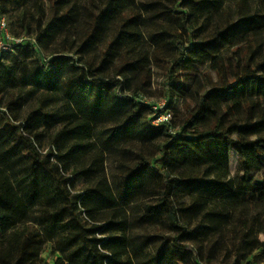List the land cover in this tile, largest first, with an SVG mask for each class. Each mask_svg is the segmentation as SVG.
<instances>
[{
    "label": "trees",
    "instance_id": "1",
    "mask_svg": "<svg viewBox=\"0 0 264 264\" xmlns=\"http://www.w3.org/2000/svg\"><path fill=\"white\" fill-rule=\"evenodd\" d=\"M182 1L198 7L208 0ZM50 2L54 14L48 26L39 30V36H28L26 43L15 44L0 54V264H200L197 248L184 244L180 237L158 236L164 239V249L152 254L146 249V240L137 243L130 226L135 216H139L138 223L148 225L167 214L171 228L188 234V225L180 222L177 204L170 198L171 191L183 184L191 187L195 197L184 208L193 215L201 213L205 202L246 199L255 205L264 203V15L240 14L212 37L196 38L188 45L173 35L172 43L180 56L166 67L169 79H182L177 87L184 93H188L182 87L185 82L196 83L201 89L199 95L191 96L189 117L177 131L174 119L154 125L152 105L139 99L145 95L143 91L132 88V76L142 72H148L145 83L151 84V58L162 60L157 49L151 56L142 53L144 36L137 15L126 17L98 66L66 55L45 62L39 54L43 37L72 25L77 15L74 0ZM177 13H184L183 26L191 37L192 28L185 26L189 12ZM112 18L108 9L95 18L82 50H90L103 39ZM13 49L19 53L9 64L5 59ZM226 50L230 56L225 57ZM29 57L35 64L28 68L20 59ZM116 61L121 62L116 74L107 76ZM215 72L222 77L219 86L210 85ZM13 89L19 91L20 101L12 96L5 104V93ZM44 90L66 102L69 111L65 115L70 121H81L79 128L62 132V138L45 151L35 142L33 128L39 117L53 119L59 114L39 108L18 123L19 118L11 113L23 106L25 94L32 97ZM173 97L167 98V107L174 114ZM107 120L115 125L100 139L104 150L120 142H152L165 134L170 139L163 143L156 163L142 155L136 165L125 167L117 189L103 173L95 185L72 194L75 182L92 173L91 168L70 172L71 157L90 151L96 129ZM68 134L87 142L69 147L64 138ZM232 150L239 153L242 171L234 178L229 177ZM17 157L26 164H12ZM17 165L23 169L20 177L15 174ZM198 168H210L214 176L202 178L186 171ZM173 169L176 175L172 176ZM158 179L167 190L150 189V183ZM142 195L157 197L158 201L146 214L133 211L131 215ZM38 203L42 207L35 210ZM101 214L103 220L98 219ZM205 215L220 216V212L208 210ZM250 233L253 230L247 231L243 240L250 245L248 256L252 259L248 264H263L264 240L249 239ZM46 245L55 256L49 262L41 258Z\"/></svg>",
    "mask_w": 264,
    "mask_h": 264
},
{
    "label": "rangeland",
    "instance_id": "2",
    "mask_svg": "<svg viewBox=\"0 0 264 264\" xmlns=\"http://www.w3.org/2000/svg\"><path fill=\"white\" fill-rule=\"evenodd\" d=\"M77 4L75 11L76 22L68 27H64L60 32L51 36L43 37V45L41 44L40 56L45 62L54 59L58 55H66L73 58L81 59L88 63L98 66L102 60L103 52L109 42L112 40L115 32L121 28V24L132 14L137 15L138 28L144 36L141 43L142 53L149 52L153 55L154 50H159L161 61L151 58V84L145 83L148 72H142L132 76V88L140 89L145 95H149L154 100L174 99V129L180 131L185 119L189 117L188 108L193 101L191 96H197L201 93V89L196 83L182 84L188 93H184L179 89L177 84H181L182 79H169L167 66H171L175 59L180 56V51L172 43L173 35L180 36L186 45L191 44L194 39H206L212 37L217 31L224 29L232 24L240 14L256 13L264 15V0H208L202 6H195L192 3L182 0H74ZM105 9L112 12L113 18L108 25L106 35L90 50H82L81 44L86 39L88 33L93 30L95 18ZM177 11H188L190 19L185 22V26L192 28L193 34L190 37L183 26L185 15L177 13ZM54 10L50 0H0V18H5L9 32L14 37L20 36H39V30L48 26L50 18L53 16ZM42 27L39 28V23ZM165 32L166 34L162 33ZM162 33V35H160ZM11 55L5 59L9 64L14 62V58L19 53L17 49H13ZM225 57L230 56L229 51H225ZM32 56V58H34ZM32 58L20 59L29 67L33 66ZM232 62V61H231ZM16 64V63H15ZM121 62L116 61L106 72L107 76L112 77L116 74L118 66ZM17 65H20L17 63ZM190 70H193L192 68ZM197 74L199 73L195 70ZM185 79V78H184ZM222 77L217 72L214 73V81L210 83L213 86H219ZM169 84V85H167ZM19 91L17 89L9 90L5 93V101L7 104L11 101V97L19 102ZM51 99L56 100L51 103ZM53 111L58 113L53 119L39 117L33 128L35 142L40 149L45 151L48 149L59 135L67 131L69 128H79L81 121L76 118L70 121V117L66 116L69 107L66 102L59 96L48 91H41L35 96L29 97L27 94L23 96V106L19 109H13L11 112L15 114L19 121L30 115L36 109ZM34 118V117H33ZM147 118V116H146ZM144 121V127L147 125ZM115 125L113 120H107L100 124L96 129L95 135L90 140L94 143L90 151L81 152L71 157V170L91 168L92 175L78 179L71 187V193L75 194L95 185L106 174L109 182L114 189H117L124 179V168L136 165L142 155L156 161L162 156L163 143L170 139V135L153 140L152 142L134 141L120 142L109 147L107 150L102 148L100 139L107 136V129ZM39 138V139H38ZM67 146L74 144H85L87 140L76 137V135L68 134L64 137ZM249 143V139H245ZM25 159L17 157L12 164H26ZM229 177H237L241 175V165L239 161V153L232 150L231 163L229 166ZM190 174L193 173L202 178L213 177V171L210 168L186 169ZM102 172V173H101ZM173 169L171 174L176 175ZM15 174L20 177L23 174L21 165H17ZM150 189L167 190V186L162 179L154 180L150 183ZM171 200L176 202L179 210L180 222L188 225V234H182L181 230L170 227L167 214H162L156 222L148 225L138 223L137 219L131 224L130 234L136 238L137 243L143 244L146 240L148 251L157 254L164 249V239L158 236L180 237L181 242L193 245L199 253L200 264H248L252 255L248 256L250 245H247L245 233L253 230L249 234V239L264 240V203L255 205L246 199L238 202L226 203L219 201L208 204L205 202L202 211L198 215L190 214L184 209L186 206L194 202L191 187L188 184L180 185L176 191H171ZM157 197H147L142 195L137 203L131 209L138 214H146L151 206L157 202ZM41 203L35 205L34 209L39 210ZM228 207L230 208L228 210ZM219 211L220 216L205 215L206 211ZM132 217V218H135ZM99 220H103V215L98 216ZM251 239V240H252ZM148 240V241H147ZM51 252V246L46 245L41 254V258L45 262H49L55 256ZM166 264H172L166 261ZM176 264H183L178 262ZM264 264V262H263Z\"/></svg>",
    "mask_w": 264,
    "mask_h": 264
},
{
    "label": "built area",
    "instance_id": "3",
    "mask_svg": "<svg viewBox=\"0 0 264 264\" xmlns=\"http://www.w3.org/2000/svg\"><path fill=\"white\" fill-rule=\"evenodd\" d=\"M28 36L14 37L9 32L5 18H0V54L6 50H10L15 44H24L28 41ZM139 99L152 105V123L156 126L170 123L174 119L173 110L167 107L168 100H154L147 95H141Z\"/></svg>",
    "mask_w": 264,
    "mask_h": 264
}]
</instances>
